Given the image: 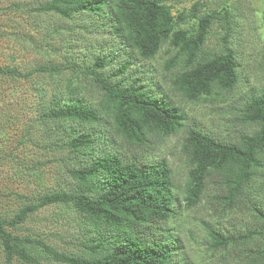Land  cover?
I'll return each mask as SVG.
<instances>
[{"label":"rangeland","instance_id":"obj_1","mask_svg":"<svg viewBox=\"0 0 264 264\" xmlns=\"http://www.w3.org/2000/svg\"><path fill=\"white\" fill-rule=\"evenodd\" d=\"M47 1L50 0H0V67L16 68L23 73V76L0 73V216L11 219L44 195L76 193L79 184L71 171L92 156L73 153L67 143L75 133H92L96 153L108 150L127 160L139 156L163 159L172 169L181 206L166 227L180 241V256L189 264L252 263L258 247L264 246V234L259 237L256 233L253 244L238 241L223 248L222 238H214L212 228L219 227L237 239L248 229H261L260 221H255L250 211L232 209L225 203L222 178L218 175L208 178L203 201L187 208L182 199L190 164L181 152V145L191 126L230 142L256 130L255 125L243 121L242 110L247 98L264 88V0L168 1L175 16L190 14L196 3H200V15L224 8L231 12L228 44L239 63L240 81L232 90L215 89L198 100L189 99L175 85L176 75L187 67L169 41L163 43L152 59H141L129 47L119 44L114 35L95 31L85 14L65 19L39 11ZM177 22L178 29L195 30L199 17ZM225 38L222 23L214 22L201 57L222 52ZM99 55L114 56L100 70L106 76L131 57L128 75L143 73L156 90L179 106L186 117L184 128L175 135L152 138L148 148L130 143L116 132L112 119L99 104L103 91L85 70ZM48 65L57 66L59 71L39 69ZM76 98L96 109L99 121L43 119L45 105ZM260 177L249 191L251 198L264 203V166ZM86 221L72 203H55L28 214L24 222L8 229L19 237L42 239L60 252L88 257L89 252L83 246L89 239L90 226ZM29 250L41 264H66L51 258L39 246H29ZM0 264H6L1 241ZM11 264L28 263L15 257Z\"/></svg>","mask_w":264,"mask_h":264},{"label":"trees","instance_id":"obj_2","mask_svg":"<svg viewBox=\"0 0 264 264\" xmlns=\"http://www.w3.org/2000/svg\"><path fill=\"white\" fill-rule=\"evenodd\" d=\"M168 1L50 0L38 10L65 19L85 14L95 31L114 35L119 44L129 47L141 59H152L163 43L169 41L178 49L187 67L176 75L175 85L191 100L210 95L215 89L232 90L240 76L235 51L228 44L230 10L224 8L200 15V3H196L190 14L175 16ZM195 17H199L197 29L176 28L178 19ZM216 21L226 30L224 50L201 57L210 28ZM113 60L114 56L99 55L85 70L103 91L99 104L112 119L116 132L130 143L148 148L154 138L175 135L184 128L186 117L179 106L156 90L155 84L145 79L143 73L128 75L131 57L108 76L100 72ZM172 63H176V58ZM39 69L59 71L55 65ZM0 73L23 76L18 69L6 66L0 67ZM242 115L245 123L256 126L252 134H242L230 142L191 126L181 145V152L190 164L182 199L187 208L203 201L208 178L218 175L222 178L225 203L232 209L250 211L255 221H260L261 229H248L237 239L219 227L212 228L214 238H222L223 248L238 241L253 244L256 233L259 237L264 234V203L251 198L249 191L261 178L264 166V88L247 98ZM42 117L82 123L100 119L98 111L81 98L66 103L54 100L45 105ZM95 142L94 134L82 132L75 133L67 143L73 153L92 156L71 171L79 184L76 193L44 195L38 203L24 206L11 219L0 216V241L6 264H11L15 257L28 264H41L29 246H39L51 258L66 264H189L180 256V241L166 227L181 206L173 171L166 161L141 156L127 160L108 150L96 153ZM55 203H72L85 216L90 226L89 239L83 243L88 257L60 252L42 239L19 237L8 229L24 222L28 214ZM258 248L250 264H264V246Z\"/></svg>","mask_w":264,"mask_h":264}]
</instances>
